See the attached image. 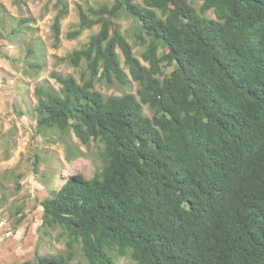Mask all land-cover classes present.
<instances>
[{
  "label": "trees",
  "instance_id": "trees-1",
  "mask_svg": "<svg viewBox=\"0 0 264 264\" xmlns=\"http://www.w3.org/2000/svg\"><path fill=\"white\" fill-rule=\"evenodd\" d=\"M55 6L58 48L68 5ZM77 13L67 40L98 27L64 59L85 64L80 82L52 73L58 90L37 86L36 104L17 112L39 134L99 144L101 167L48 186L41 229L60 228L67 253L23 264H82L75 245L88 264H264V0H114ZM0 14L5 37L30 31ZM118 50L138 88L105 97L96 83H127ZM32 57L33 42L24 62L41 70Z\"/></svg>",
  "mask_w": 264,
  "mask_h": 264
},
{
  "label": "rangeland",
  "instance_id": "rangeland-1",
  "mask_svg": "<svg viewBox=\"0 0 264 264\" xmlns=\"http://www.w3.org/2000/svg\"><path fill=\"white\" fill-rule=\"evenodd\" d=\"M56 1L0 0V9L5 16L13 22L19 18L28 19L30 29L23 37L9 38L0 30V264H23L34 262L36 256L66 254L67 239L62 230L58 227L41 229L40 202L48 195L47 188L55 179L62 181L74 175L90 179L101 167L102 147L99 144L91 142L84 146L73 134L65 141L59 140L57 134H39L35 119L27 114L20 116L17 112L36 104L37 86L46 85L58 90L59 84L51 78L52 73L73 76L80 82L86 71L85 64L74 68L64 59L73 50L81 48L98 31V27L85 30L74 40L65 38L78 22L77 5H98L114 0H65L68 14L61 22L60 45L54 48L50 27L56 14ZM193 4L199 8L200 3ZM119 23L127 41L133 45L134 54L141 60L143 47L134 42V22L123 16ZM31 41L40 51L38 60L31 58V61L42 65L39 71L24 62L26 48ZM118 54L127 83H96L95 89L105 97L135 94L138 88L131 81L119 50ZM143 109L147 116H151L147 107ZM74 251V262L88 264L79 245L74 246ZM115 262L133 263L128 256L116 258Z\"/></svg>",
  "mask_w": 264,
  "mask_h": 264
}]
</instances>
